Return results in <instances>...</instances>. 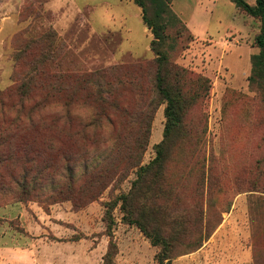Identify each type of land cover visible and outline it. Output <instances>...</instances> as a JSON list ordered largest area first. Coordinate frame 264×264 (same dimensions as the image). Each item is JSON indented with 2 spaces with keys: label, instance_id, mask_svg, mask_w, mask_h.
Returning <instances> with one entry per match:
<instances>
[{
  "label": "rangeland",
  "instance_id": "rangeland-1",
  "mask_svg": "<svg viewBox=\"0 0 264 264\" xmlns=\"http://www.w3.org/2000/svg\"><path fill=\"white\" fill-rule=\"evenodd\" d=\"M172 7L189 31L167 29L170 58L208 77L210 87L166 138L165 102L139 117L146 107L135 104L138 90L118 83V73H96L149 64L142 76L150 86L152 33L134 0H0L1 146L8 167L17 168L5 169L0 192V264H160L162 244L124 219L120 198L163 139L162 174L147 176L163 185L139 193L134 205L153 234L173 241V264H199L191 257L201 249L210 264H264V86L248 79L260 20L232 0H175ZM110 89L118 105L99 103ZM102 105L113 124L99 131L101 146L115 137L129 146L117 166L110 148L94 156L76 123L56 121L66 108L84 117ZM96 162L116 166L105 188L85 185L88 163Z\"/></svg>",
  "mask_w": 264,
  "mask_h": 264
},
{
  "label": "trees",
  "instance_id": "trees-1",
  "mask_svg": "<svg viewBox=\"0 0 264 264\" xmlns=\"http://www.w3.org/2000/svg\"><path fill=\"white\" fill-rule=\"evenodd\" d=\"M173 0H134V2L141 8V14L143 22L149 28L152 33L151 39V49L155 53V74L151 79V84L149 87H144L143 84V73L146 75L149 74L150 65H134L132 68H124L121 71H117V67L107 68L106 70L98 71V77L109 76L114 73H118L117 79L118 83L126 82L131 89H137L139 93V98L136 100V105L138 109L142 108V105L146 107L145 113L143 111L138 112L139 117L150 118L155 112L157 106L162 102L166 103L165 106V116H166V125H165V137L167 138L168 133L171 129L176 128L184 114L185 109L188 106L196 103L199 100L205 98L209 93L210 79L202 74L196 73L194 70L185 67L181 64L172 61L170 58V52L175 50V44L168 45V35L166 33L169 27H176L178 30V35H182L183 31H189L186 23L180 17V15L172 7ZM238 8L245 11L247 14L256 17L260 20V31L255 36V43L259 47L257 53L251 55V73L249 75L250 85L259 84L264 86V0H256L254 4L248 3L246 0H232ZM119 68V67H118ZM123 76V77H122ZM70 79V78H68ZM88 79V78H85ZM124 79V80H122ZM76 81L80 80L75 79ZM100 88V87H99ZM149 89V90H148ZM113 90L107 91L106 98H103V95L99 96L101 104L112 103L118 105L116 102L111 101V92ZM153 92V97L144 100V97L148 92ZM156 97H159L157 100ZM113 99V98H112ZM103 106V105H102ZM57 123L63 124L66 126L70 123H76L79 128H81L87 142L90 143L89 147L94 148V156L97 154L101 147L110 148L116 155L110 157L111 165H116L119 163V155L122 152L127 151L128 147L125 144V139L122 137H115L114 142L110 146L103 145L101 146L102 141L99 139V131L104 125L108 123L113 124L112 115L108 112L106 107L96 108L93 112L87 114V116L80 117L78 114L74 113L73 110L66 108L63 111H60L56 114ZM3 133L0 132V146L5 143L3 138ZM164 142L157 144V155L155 158L146 165H140L137 169V178L133 181L130 191L121 195L122 208L124 210V219H128L129 223H136L140 230L151 239L153 245L162 244V249L158 252V260L160 264H173V256L169 255V249L173 245V241L162 242L159 235L156 233L153 234L150 227L147 226L143 221L137 219L138 208L134 205L139 193L145 194L150 186H162L163 184L159 181L147 182V176L154 174L155 177L159 178L162 174V165L164 162ZM127 146L124 151H121V148ZM142 145V143H141ZM145 145V144H144ZM142 147V146H141ZM3 147H0V192L3 193L5 190V181L3 182V176L5 174V169H9L5 157ZM89 151V150H88ZM15 153H9L8 158H14ZM34 158H29V161ZM6 160V161H5ZM88 160V158H87ZM12 163V162H11ZM50 165V164H49ZM53 165V164H51ZM107 164H100L96 162L90 167L88 163L87 172L90 173L85 185L89 188L99 187L105 188L110 181L109 174L114 172V168L110 167ZM136 166V165H135ZM110 167V168H108ZM16 167L10 168V170L16 171ZM69 173V181L74 183L77 179L75 177L74 169L70 165H67L65 168ZM9 170V171H10ZM36 170V169H35ZM12 174L13 181L19 185L20 179H16ZM29 174L28 171H24L23 177ZM36 174H40V171H37ZM111 180V179H110ZM108 181V182H107ZM13 182V183H14ZM81 189V188H80ZM143 215V213H142ZM107 228L112 230V221H107ZM109 230V232H111ZM111 234V233H109ZM201 242L197 243V247L201 246ZM113 247L116 248L115 244L111 242V245L108 249L107 256H109L113 251ZM117 252V251H116ZM106 256V257H107ZM105 261V259H104ZM112 261H105L103 264H111Z\"/></svg>",
  "mask_w": 264,
  "mask_h": 264
},
{
  "label": "crops",
  "instance_id": "crops-1",
  "mask_svg": "<svg viewBox=\"0 0 264 264\" xmlns=\"http://www.w3.org/2000/svg\"><path fill=\"white\" fill-rule=\"evenodd\" d=\"M174 2H175V0H173V3ZM204 253H205V250H203V249L197 250L194 253H192L193 257H191V258H192V260H195L196 263H199V264H210V262L208 260H204L205 258L208 257V255H205L206 253L205 254ZM188 258H190V257H188Z\"/></svg>",
  "mask_w": 264,
  "mask_h": 264
}]
</instances>
